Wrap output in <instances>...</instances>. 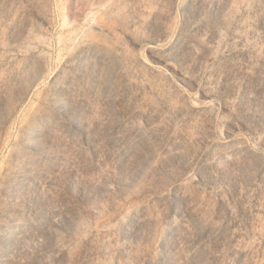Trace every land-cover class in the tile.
I'll use <instances>...</instances> for the list:
<instances>
[{"label": "rangeland", "instance_id": "obj_1", "mask_svg": "<svg viewBox=\"0 0 264 264\" xmlns=\"http://www.w3.org/2000/svg\"><path fill=\"white\" fill-rule=\"evenodd\" d=\"M0 264H264V0H0Z\"/></svg>", "mask_w": 264, "mask_h": 264}]
</instances>
